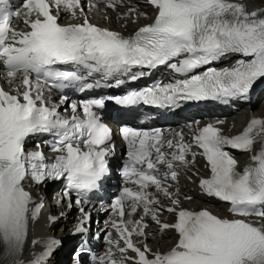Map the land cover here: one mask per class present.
I'll return each mask as SVG.
<instances>
[{"label":"snow or ice","instance_id":"snow-or-ice-1","mask_svg":"<svg viewBox=\"0 0 264 264\" xmlns=\"http://www.w3.org/2000/svg\"><path fill=\"white\" fill-rule=\"evenodd\" d=\"M7 3L0 0V5ZM148 3L156 9L154 19L128 37L90 23L80 0H23L22 9L13 14L0 9V60L15 92L0 87V264H47L62 243L56 239L33 240L34 245L43 243L42 252L28 262L18 258L29 220H35L42 208L25 190L26 179L39 185L63 178L65 188L58 203L69 199L71 207L75 193L80 219L74 234L86 232L90 215L85 205L109 173L112 133L101 112L106 101L123 107L143 104L160 109L203 101L227 102L247 97L254 84L264 78V9L249 12L235 0ZM77 10L82 23H59L62 11L75 18ZM12 15L22 19L25 30L11 26ZM229 54L240 57L231 67L210 66ZM160 66L180 78L166 84L154 82L118 96L69 101L65 94L61 104L66 105V111L71 110V116L61 115L59 106H50L45 96V91L72 86L80 92L119 88L126 82L121 77L136 82ZM201 68L204 70L198 72ZM82 70L87 77L98 73L100 79L88 83ZM17 74H21L18 84ZM220 123L199 127L193 135V144L202 150L200 154L210 169V177L201 179L199 186L208 197L227 202L228 211L237 218H220L206 209L177 211L169 207L166 210L175 213V222L160 224V209L154 207L159 201L147 189L154 187L177 205L179 201L165 185L169 178L176 180L175 165L187 164L186 156L193 145L183 142V133L168 139L159 128L123 127L127 159L122 175L126 184L137 185V190L123 187L110 205L120 217L110 222V228L115 229L124 247H119L109 231L105 239L110 247L100 264H123L125 260L133 264H264V118H251L243 131L232 137L222 133L217 126ZM43 134L54 138L50 144L51 151L57 153L54 160L46 161L40 143L35 150H25L28 139ZM257 141V154L238 171L236 159L226 148L251 151ZM160 165L167 169L163 174ZM128 202L129 215L142 206L144 214L162 229H173L178 234L175 245L166 252H153L147 243L137 247L132 237H145L147 224L143 217L123 219ZM251 216L258 218L256 222L246 219ZM113 247L121 254L130 250L135 257L122 256L118 262L112 255ZM79 257L77 252L76 264H80Z\"/></svg>","mask_w":264,"mask_h":264},{"label":"bare ground","instance_id":"bare-ground-1","mask_svg":"<svg viewBox=\"0 0 264 264\" xmlns=\"http://www.w3.org/2000/svg\"><path fill=\"white\" fill-rule=\"evenodd\" d=\"M92 1H94L97 6L96 8L90 9L89 11H85V12L83 11L86 17L89 18L90 21H92L96 25L119 32L125 37L132 35L134 30L138 29V27L141 24L151 23L153 20V12L151 9V5L148 4L147 0H92ZM105 1H112L116 5V7L114 9H108L107 7L104 6ZM235 2L243 4L246 7V10L249 12L257 9H264V0H235ZM129 9H135V11L130 12ZM102 10L104 11L103 13L101 12ZM104 17H107L108 20L105 21ZM65 18L66 16L61 17L63 23L71 22V20H66ZM13 87L14 85L9 83H4L3 85L5 91H9L12 94H15V92H13ZM251 113L264 116V102L257 109H254ZM236 116H238L236 119H234L233 117L230 120L233 121V124H235V126H240L245 122L249 114L247 112L246 113L240 112ZM187 126L191 127L190 125ZM191 187L192 185L181 187L180 193L183 194L187 192V195H193L196 198L194 202L196 207H199L200 206L199 202L203 201L206 205H208L206 206V208L210 209L211 211L217 214L222 213V208L220 205L215 204L214 206H212L210 204L211 201L203 200L202 199L203 197L201 195L196 194L195 190H190ZM185 195L186 194H183L182 196ZM37 196L39 199H37ZM39 196L40 195H36L35 198V201L38 203L42 201ZM42 206L43 207L41 209L40 215H38L35 220H29L27 237L30 236L41 237L45 235L46 232L53 231L56 228V226L64 227L69 219V218L65 220L60 219L56 223L48 224L43 219L42 214L45 206L44 205ZM89 207L91 210H95L96 204L90 203ZM67 217H69V215H67ZM146 220L148 221L149 219L146 218ZM146 232L147 235L141 238H143V242L147 243L148 247L151 249L158 248L160 250H165L173 245L174 237L171 236L168 231H162L159 233V228L157 226L150 225L146 229ZM25 243L26 240L24 242V245L22 247V250L18 258L24 259L27 257L30 251L34 250V247L25 245ZM69 251H71V249ZM58 255H59L58 260H55V264H58L59 261H62L65 257L63 252L59 253Z\"/></svg>","mask_w":264,"mask_h":264},{"label":"rangeland","instance_id":"rangeland-1","mask_svg":"<svg viewBox=\"0 0 264 264\" xmlns=\"http://www.w3.org/2000/svg\"><path fill=\"white\" fill-rule=\"evenodd\" d=\"M263 102H264V101H263ZM240 115H241V114H240ZM240 115H238V116H240ZM238 116H235L234 119H236Z\"/></svg>","mask_w":264,"mask_h":264}]
</instances>
